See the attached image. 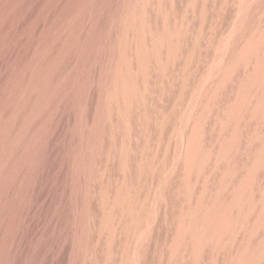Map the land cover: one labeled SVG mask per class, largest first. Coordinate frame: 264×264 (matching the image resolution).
<instances>
[{"label":"rangeland","instance_id":"374dc122","mask_svg":"<svg viewBox=\"0 0 264 264\" xmlns=\"http://www.w3.org/2000/svg\"><path fill=\"white\" fill-rule=\"evenodd\" d=\"M122 1L0 0V264H229L243 242L238 234L196 256L189 240L174 246L186 127L176 147L173 82L150 83L127 126L105 110ZM235 10L216 0L215 40L234 31ZM235 158L240 165L242 153ZM217 179L208 176L210 189Z\"/></svg>","mask_w":264,"mask_h":264},{"label":"bare ground","instance_id":"6f19581e","mask_svg":"<svg viewBox=\"0 0 264 264\" xmlns=\"http://www.w3.org/2000/svg\"><path fill=\"white\" fill-rule=\"evenodd\" d=\"M232 1L234 31L215 40L208 28L216 0H123L103 106L127 126L150 83L162 77L178 87L181 104L170 137L179 147L186 127L179 161L186 208L174 246L189 240L196 256L242 234L229 264H250L264 255V0ZM213 172L218 179L212 190L207 180ZM258 230L261 236L253 237Z\"/></svg>","mask_w":264,"mask_h":264}]
</instances>
